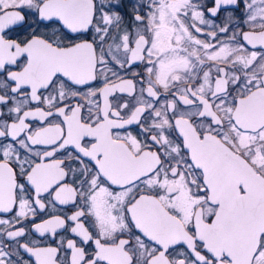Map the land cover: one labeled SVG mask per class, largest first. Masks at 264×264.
Segmentation results:
<instances>
[{
  "label": "snow or ice",
  "instance_id": "obj_1",
  "mask_svg": "<svg viewBox=\"0 0 264 264\" xmlns=\"http://www.w3.org/2000/svg\"><path fill=\"white\" fill-rule=\"evenodd\" d=\"M0 264H264V0H0Z\"/></svg>",
  "mask_w": 264,
  "mask_h": 264
},
{
  "label": "flooded vegetation",
  "instance_id": "obj_2",
  "mask_svg": "<svg viewBox=\"0 0 264 264\" xmlns=\"http://www.w3.org/2000/svg\"><path fill=\"white\" fill-rule=\"evenodd\" d=\"M241 27H242V30H245V31L248 30V28H247L246 25H242ZM140 67L142 68L143 66L141 65ZM98 86H101L100 85V82H96L95 84L92 85V87H98ZM82 91L86 92L87 91V88L82 89ZM137 95H139V85L137 87ZM116 96L120 97L121 102H123V101H129L130 102V105H134L136 103L135 98L128 97L126 94L117 93ZM112 99L115 101V97L112 98ZM167 99H170V97H166L165 95L162 94L159 103L156 104V107H160L163 103H165V101ZM101 103H102V101H101ZM145 115L147 116V113H145ZM148 123H150V120L149 121H143L142 122V125H136V124H134V125L127 126L124 129L114 130V132H118L121 135H127L128 133H131L132 135L137 136L138 139L144 141L146 139V137H147L148 134L142 132V127L143 126H146ZM174 135H178V134H174ZM148 142L150 143V141H148ZM60 214H62V213H60ZM42 217L43 218H47L44 213H41L40 216L37 217V222H39ZM25 223H29V222H25ZM30 226L31 225L29 223V228H30ZM29 238L30 239H38V240H40V242H41L42 245H52V246H55L58 243V240H59L60 237L58 236L55 240H53L50 236H46V237L41 238V237L38 236V234L31 233V235H30ZM9 243H11V242H9Z\"/></svg>",
  "mask_w": 264,
  "mask_h": 264
}]
</instances>
